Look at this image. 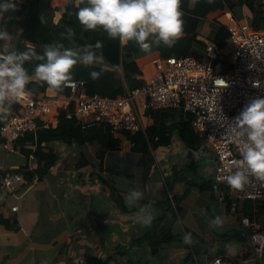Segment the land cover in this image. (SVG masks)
<instances>
[{"label":"crops","instance_id":"1","mask_svg":"<svg viewBox=\"0 0 264 264\" xmlns=\"http://www.w3.org/2000/svg\"><path fill=\"white\" fill-rule=\"evenodd\" d=\"M48 1L56 8L55 22L68 9L67 3L75 6L74 0H46L44 5ZM13 39L9 35L7 42ZM151 45L155 50L152 57L136 59L143 80L154 73L153 60L161 57ZM58 92L48 87L40 93ZM5 106L7 113L16 108L14 103L0 104V110ZM147 112L142 113L143 132L153 123ZM115 140L116 146L97 139L83 143L44 139L42 145L51 147L57 159L39 177L41 167L36 156L17 148L6 150L0 138V172L25 166L35 171L33 181L16 193L0 185V264H208L218 255L230 257L235 264H264V252H254L241 222L244 214L254 213L255 202L239 200L234 207L227 188L218 185L226 189L232 202L229 208L221 191L216 195L203 187L208 180L214 181V157L205 143L190 156L183 141L174 136L170 145L152 150V162L145 166L141 164L142 153L132 149L124 133ZM206 158L211 165L206 164ZM112 186L121 196L123 207L114 198ZM132 189H139L143 195L128 205L125 197ZM166 192L171 208L153 209L151 205L163 201ZM243 202L252 204L249 210L237 209ZM141 210L150 214L147 223L135 219ZM160 214L167 215L168 225L177 237L154 251L142 236L154 216ZM237 224L242 229L231 228ZM186 234H190L187 243Z\"/></svg>","mask_w":264,"mask_h":264},{"label":"built area","instance_id":"2","mask_svg":"<svg viewBox=\"0 0 264 264\" xmlns=\"http://www.w3.org/2000/svg\"><path fill=\"white\" fill-rule=\"evenodd\" d=\"M208 16L229 32L231 64L221 63L220 48L212 40L206 42L203 60L194 55L155 58L154 73L141 87L122 96L90 94L83 79L70 80L68 93L51 95L35 93L27 82L23 95L13 102L16 108L2 121V145L14 151L16 142L28 133L58 123L63 110L67 118L81 119L83 128L104 124L113 138L119 139L124 132L144 129L142 113L147 110L183 109L191 115L194 131L204 138L205 147L214 157L215 183L227 188L234 207L239 200L255 202L254 213L244 214L241 222L254 252L260 255L264 252V180L250 174L249 182L242 189H235L222 177L237 170L242 160L239 146L247 139L246 133L235 126L234 118L250 99L264 97V27H254L249 17H240L228 7ZM226 66L228 71L222 72L220 69ZM30 156L35 157L33 153ZM29 183L22 171L0 172V185L7 192L16 193ZM208 264L235 263L226 255H218Z\"/></svg>","mask_w":264,"mask_h":264},{"label":"trees","instance_id":"3","mask_svg":"<svg viewBox=\"0 0 264 264\" xmlns=\"http://www.w3.org/2000/svg\"><path fill=\"white\" fill-rule=\"evenodd\" d=\"M75 6L66 4L68 9L62 13V16L55 22L53 20V7L50 1L46 5H41V0H12L16 5L15 8L8 10H0V32L7 33L6 36H0V48L3 51H26L34 50L38 54H42L46 44L58 45L62 48H72L83 51L85 45L100 42V48H94V51L100 60L96 63L85 65L77 62L73 65L71 72L72 79H83L85 81L86 91L90 94L99 93L103 96H122L128 90H134L144 84L141 78L142 70L135 56L139 52V45L134 40L127 42L121 41L118 37H110L107 32L98 26L96 29H85L76 18L75 12L77 5L84 6L86 0H74ZM234 5L247 7L250 12V21L256 28L264 27V0H181L180 8L182 10L183 31L175 43L169 47L165 44L152 42L159 56H185L194 55L199 60H203L206 54L198 52L196 46H204L200 36V30L208 19V15L218 9L230 8ZM45 11L50 14L44 13ZM218 24V23H217ZM221 25V24H218ZM223 26V25H221ZM223 28L227 31L226 27ZM71 29L72 35L68 36L67 32ZM228 36L229 32L227 31ZM9 35H13L14 39L7 42ZM217 43V42H216ZM43 61L32 58L24 62L29 76L35 75V66ZM218 64V62H216ZM92 70L100 72L98 78L93 79L89 73ZM222 72L228 71V67H222ZM35 93L46 91L50 87L45 81L37 78L31 79L27 84ZM60 93H68L70 88L64 86ZM148 114L153 118V123L146 129V132L139 131L136 133L124 132V135L132 142V149L143 155L141 164L147 166L152 162V150L160 146L170 145L174 136L179 137L184 145L189 149V155L204 147L205 140L197 134L191 124V115L183 109H157L147 110ZM59 122L56 127L45 128L40 126L36 132H31L26 137L19 139L15 148L21 150L27 155L34 154L39 162L37 175L39 177L55 163L56 152L51 147L43 146L44 139L53 137L63 139L67 142L77 140L79 143L85 141H104L111 143L113 146L118 144L107 126L96 125L83 128L82 121L79 118H67L66 111H61ZM3 119H0V127ZM1 138V132H0ZM105 139V140H104ZM194 163V162H192ZM22 171L29 182L34 179L35 171L28 166L9 170ZM172 185V182H169ZM203 187H209L218 195L219 191L224 194L230 208L232 202L226 194L223 186H218L214 181L208 180ZM219 187V188H218ZM113 195L116 201L123 207L121 196L117 194L112 186ZM171 200L169 193L166 192L163 201L151 205L153 209L160 208L164 211L171 208ZM251 203L243 202L238 204L240 207L249 210ZM166 214L154 216V219L142 236L143 239L150 241L153 250L159 249L163 243H170L176 239V235L171 231L168 225Z\"/></svg>","mask_w":264,"mask_h":264},{"label":"clouds","instance_id":"4","mask_svg":"<svg viewBox=\"0 0 264 264\" xmlns=\"http://www.w3.org/2000/svg\"><path fill=\"white\" fill-rule=\"evenodd\" d=\"M83 2V0H81ZM181 0H86L83 7L77 5L76 18L85 29L101 26L110 37L127 42L134 40L144 51H149L152 42L171 47L183 31ZM12 0H0V10L15 8ZM7 33L0 32V36ZM72 35L71 29L67 32ZM100 42L85 45L83 51L46 44L42 54L34 50L0 52V104L10 105L24 93L29 73L24 62L32 58L43 61L35 66L38 80L45 81L51 88L61 90L70 84L71 69L78 61L90 65L100 60L94 48ZM90 77L96 79L100 72L92 70ZM8 108L0 110V119L7 115ZM234 124L246 133V141L239 146L242 160L237 170L222 177L235 189H242L249 182V175L264 180V97L250 99L234 118ZM143 193L132 189L125 202L132 205ZM150 214L141 210L135 219L147 223ZM190 242V234L184 236Z\"/></svg>","mask_w":264,"mask_h":264},{"label":"rangeland","instance_id":"5","mask_svg":"<svg viewBox=\"0 0 264 264\" xmlns=\"http://www.w3.org/2000/svg\"><path fill=\"white\" fill-rule=\"evenodd\" d=\"M46 0H43L42 4L44 5ZM245 10V13H247L248 17L250 18V12L247 9V7H240L238 5H234L233 11L237 15H241L240 17H246L243 12ZM44 12V11H43ZM45 13V12H44ZM203 27H205V31L203 32ZM201 36L199 38L204 41H216L220 51H221V63L225 64H231L233 62V54L231 50V46L229 45V36L227 31L223 28V26L218 25L217 23L213 22L212 19H206L203 23L201 30H200ZM196 49L198 52H201L202 54H206V49L202 45L196 46ZM155 54V50L153 49V45H151L149 51H144L140 49V51L136 54L135 58L139 61H142L145 58H150ZM211 160L209 158H206V164L211 165Z\"/></svg>","mask_w":264,"mask_h":264},{"label":"water","instance_id":"6","mask_svg":"<svg viewBox=\"0 0 264 264\" xmlns=\"http://www.w3.org/2000/svg\"><path fill=\"white\" fill-rule=\"evenodd\" d=\"M218 222H219V219H218ZM231 228L242 229V227H241L240 224H237V225H235V226H232Z\"/></svg>","mask_w":264,"mask_h":264}]
</instances>
